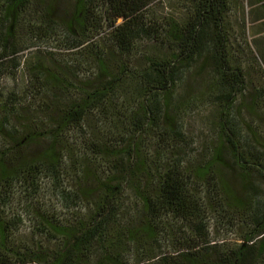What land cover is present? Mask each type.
<instances>
[{"label": "trees", "instance_id": "trees-1", "mask_svg": "<svg viewBox=\"0 0 264 264\" xmlns=\"http://www.w3.org/2000/svg\"><path fill=\"white\" fill-rule=\"evenodd\" d=\"M234 4L0 0V81L26 73L0 86V264H264V86L248 96Z\"/></svg>", "mask_w": 264, "mask_h": 264}, {"label": "rangeland", "instance_id": "rangeland-1", "mask_svg": "<svg viewBox=\"0 0 264 264\" xmlns=\"http://www.w3.org/2000/svg\"><path fill=\"white\" fill-rule=\"evenodd\" d=\"M234 8H233V16H231L232 27L239 38L241 36V21L236 23V18L241 16V13H245V24H246V39L243 40L241 38L243 48L246 50V54L243 55V67H247L250 72V78L253 81L252 84L249 85L248 93L255 91V89L259 86H264V19L260 17L263 11V5L256 4L251 5L250 0H234ZM264 2V0H263ZM160 8V7H159ZM169 8H166V11ZM165 9H161L160 11H164ZM121 21V20H120ZM239 45H236L238 47ZM241 46V45H240ZM37 47L31 48L29 51H25L23 53V58L32 56L36 57L38 51ZM32 50V51H31ZM47 50H52V48H46L44 45L41 49L42 53ZM56 51V50H54ZM60 55V52H58ZM61 54H64L61 52ZM256 59V61H255ZM258 62V63H257ZM262 64V65H261ZM262 67V68H261ZM210 73V72H209ZM207 73L204 79L203 75L195 74L192 77V85L191 87L198 89H204V84L215 79L216 76H212ZM26 74V73H25ZM19 75L17 78H13L11 76L5 77L0 81V86L2 91L8 93L9 91H17L20 93L22 91V87L24 85V81L26 82V75ZM213 82V81H212ZM186 85L180 86V92H185ZM252 95V93L248 94V96ZM204 96V98L198 102V104L192 105L193 110L189 109L187 111L188 115L185 116V127L192 133V137L195 141L194 145L198 147L200 143L206 142L210 137V123L213 119H215V109L217 106H212V99ZM4 99V95L2 100ZM243 114L248 115L247 110H243ZM259 122L264 124V117H262ZM262 124V125H263ZM210 126V127H209ZM264 126V125H263ZM41 193L44 194L42 197L45 200V203L49 205L51 211L57 209L58 213H62L63 215L68 214L67 201L63 199L60 192L56 187L52 186L50 182L44 184L41 188ZM23 199L17 194L14 198V201H20Z\"/></svg>", "mask_w": 264, "mask_h": 264}]
</instances>
